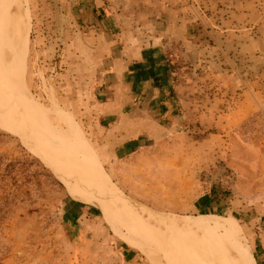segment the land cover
<instances>
[{
    "label": "rangeland",
    "instance_id": "obj_1",
    "mask_svg": "<svg viewBox=\"0 0 264 264\" xmlns=\"http://www.w3.org/2000/svg\"><path fill=\"white\" fill-rule=\"evenodd\" d=\"M12 1L0 0V67L3 40L14 43ZM19 1L29 23L17 72L32 117L0 71V264H227L224 246L236 264H264V0L113 3L130 28L171 15L198 20L223 50L219 74L198 81L191 107L199 116L165 136L149 163L122 166L125 179L103 164L78 109L86 57L74 17L94 1ZM41 122L60 145L44 141ZM73 148L100 163L108 186ZM98 202L142 211L144 240Z\"/></svg>",
    "mask_w": 264,
    "mask_h": 264
},
{
    "label": "crops",
    "instance_id": "obj_2",
    "mask_svg": "<svg viewBox=\"0 0 264 264\" xmlns=\"http://www.w3.org/2000/svg\"><path fill=\"white\" fill-rule=\"evenodd\" d=\"M93 1L91 13L74 17L82 22L74 33L77 52L86 57L80 67L87 91H77L78 109L103 164L125 179L132 162L149 163L165 136L199 116L191 107L201 96L198 81L219 74L223 50L209 42L198 20L171 15L130 28L129 13L110 11L116 0Z\"/></svg>",
    "mask_w": 264,
    "mask_h": 264
},
{
    "label": "bare ground",
    "instance_id": "obj_3",
    "mask_svg": "<svg viewBox=\"0 0 264 264\" xmlns=\"http://www.w3.org/2000/svg\"><path fill=\"white\" fill-rule=\"evenodd\" d=\"M11 3L13 5L12 6L13 14L11 16L12 24H13L12 25L13 35L11 34V36H13L14 43L11 44L10 42L8 43L7 40H3V43H2L3 61L0 67V71L6 83H8L10 86L12 84L13 87L11 86V88H15L17 92L16 96L18 99V103L20 104V107L23 108L25 113L28 112L29 115L32 117V115L30 114L32 107H30L29 105L30 95L28 94L27 90L25 91L23 76L19 75L17 72V65L18 66L20 65V60L22 59V56H23L21 52L22 46H23L22 41L25 40L24 35L27 32L29 19H28L26 11L24 12L23 10L24 8L23 5L20 4L19 0H13ZM3 37H4V34H3ZM16 76L18 78V81L14 84L13 82L14 80L12 81L10 78L16 77ZM38 127L40 128L39 131L42 132L40 135L42 136L45 142L49 144L54 143L56 145L58 144L60 145L63 142L61 136H59L55 131L48 128L43 122L39 123ZM71 150L73 151L71 152L68 150V152L74 158L80 161H83L87 163L88 165L90 164L91 169L89 170H90V173H92V176L94 178L96 177L97 180H99V182H102L104 185L108 186L110 179H108V176L106 175L104 170H102V166L100 165V163L98 162H97L98 164L96 163L92 155L84 152L83 150H79V149L73 148ZM97 204H99L103 209L107 210L108 213H110L113 217H115L128 230V232L134 235L133 237H137V238H140L141 240H144L142 237L145 238L146 233L144 232L145 219L143 218L144 216L142 215V211L140 210L138 211L137 208L134 209V208L125 206V204L124 205H114V206L112 205L106 206L105 205L106 203H101V202H98ZM160 218H162V220L164 221L166 220L163 217H160ZM180 227L183 228L184 226H180ZM184 229L189 231L186 228ZM142 231L144 233H142ZM189 237H191V235ZM226 249L227 248L224 246L223 251L225 252L224 254L226 255V259H227L226 263L236 264L235 261H233L229 256H227Z\"/></svg>",
    "mask_w": 264,
    "mask_h": 264
},
{
    "label": "water",
    "instance_id": "obj_4",
    "mask_svg": "<svg viewBox=\"0 0 264 264\" xmlns=\"http://www.w3.org/2000/svg\"><path fill=\"white\" fill-rule=\"evenodd\" d=\"M118 193H119V192H116L115 194H116L117 196H119L120 198L126 199L127 201L131 200L129 197L124 196V195H120V194H118ZM134 202H137V201H134ZM139 204H140V203H139ZM143 206H144V205H143ZM144 207L147 208V210H149L151 213L156 214V215L162 217V215H160V213L157 212L156 210H154V209H152V208H150V207H148V206H146V205H145Z\"/></svg>",
    "mask_w": 264,
    "mask_h": 264
},
{
    "label": "trees",
    "instance_id": "obj_5",
    "mask_svg": "<svg viewBox=\"0 0 264 264\" xmlns=\"http://www.w3.org/2000/svg\"><path fill=\"white\" fill-rule=\"evenodd\" d=\"M172 95H175V92L174 91H172Z\"/></svg>",
    "mask_w": 264,
    "mask_h": 264
}]
</instances>
